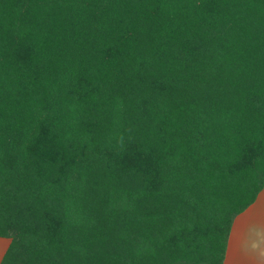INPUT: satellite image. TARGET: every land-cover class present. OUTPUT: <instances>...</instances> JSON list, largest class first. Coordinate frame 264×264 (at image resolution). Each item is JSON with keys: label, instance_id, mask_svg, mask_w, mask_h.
Here are the masks:
<instances>
[{"label": "trees", "instance_id": "1", "mask_svg": "<svg viewBox=\"0 0 264 264\" xmlns=\"http://www.w3.org/2000/svg\"><path fill=\"white\" fill-rule=\"evenodd\" d=\"M0 139L2 264H224L264 189V0H0Z\"/></svg>", "mask_w": 264, "mask_h": 264}, {"label": "crops", "instance_id": "2", "mask_svg": "<svg viewBox=\"0 0 264 264\" xmlns=\"http://www.w3.org/2000/svg\"><path fill=\"white\" fill-rule=\"evenodd\" d=\"M263 198L264 189L259 193L255 203L241 215L258 209ZM254 228L253 231L246 230L247 233L243 232V237H240L236 235L234 225L229 237L225 264H264V225L259 223Z\"/></svg>", "mask_w": 264, "mask_h": 264}, {"label": "rangeland", "instance_id": "3", "mask_svg": "<svg viewBox=\"0 0 264 264\" xmlns=\"http://www.w3.org/2000/svg\"><path fill=\"white\" fill-rule=\"evenodd\" d=\"M0 145H2L1 139H0ZM21 210H22V208H21ZM18 214L22 215L20 213H18ZM259 223L261 225H264V198L262 199L261 204L258 207V209L254 210L250 213H244V215H241V214L238 215L233 221L231 231L233 230L234 225H235L236 235L243 237V232H246V230H248V229H249V231L250 230L253 231L255 229L254 227L258 226ZM34 228H36V226H34ZM230 234H231V232H230ZM14 239H15L14 236H12V237H0V264H2L4 257L7 255L8 251H9V248L12 246L13 243L15 244L14 241H16V240H14ZM18 239H19V237H18ZM224 264H225V262H224Z\"/></svg>", "mask_w": 264, "mask_h": 264}]
</instances>
